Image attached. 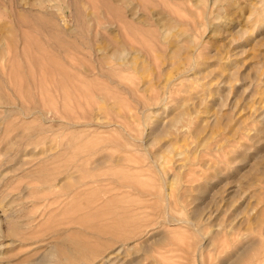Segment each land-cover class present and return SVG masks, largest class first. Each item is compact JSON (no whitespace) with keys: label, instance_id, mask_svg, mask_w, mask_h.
Wrapping results in <instances>:
<instances>
[{"label":"rangeland","instance_id":"rangeland-1","mask_svg":"<svg viewBox=\"0 0 264 264\" xmlns=\"http://www.w3.org/2000/svg\"><path fill=\"white\" fill-rule=\"evenodd\" d=\"M263 127L264 0H0V264H264Z\"/></svg>","mask_w":264,"mask_h":264},{"label":"bare ground","instance_id":"bare-ground-1","mask_svg":"<svg viewBox=\"0 0 264 264\" xmlns=\"http://www.w3.org/2000/svg\"><path fill=\"white\" fill-rule=\"evenodd\" d=\"M122 51V50H121ZM122 52H126V51H122ZM123 54V53H122ZM120 58V57H119ZM102 97V96H101ZM184 115V114H183ZM182 117V116H181ZM175 119V118H174ZM182 119V118H181ZM181 119H179V120H181ZM186 119V118H185ZM177 120V119H176ZM175 121V120H174ZM179 122H181V121H179ZM188 122V121H187ZM191 122V121H190ZM171 125V124H170ZM177 126V124H174V127H176ZM173 127V126H172ZM169 129H171L170 127H169ZM263 129H264V127H263ZM174 131V130H173ZM199 130H197V132H198ZM172 133V132H171ZM171 144V143H170ZM169 144V145H170ZM172 146V145H171ZM257 157V156H256ZM258 158V157H257ZM260 162V161H259ZM246 175V174H245ZM244 175V176H245ZM72 176V175H71ZM247 177V176H246ZM249 177V176H248ZM128 178V177H127ZM252 179L250 180L251 182L249 183V187H250V189L252 188V190L250 191L251 193H252V196H254L256 199H257V202L259 203V202H261L263 199H261L262 197L264 198V168H262L260 165H259V163L257 162V161H255L253 164H252V177H251ZM126 179V178H125ZM131 179V178H130ZM236 188V187H235ZM248 189V188H247ZM246 189V190H247ZM249 192V193H250ZM169 196V195H168ZM225 196V195H224ZM261 197V198H260ZM258 204H256L255 206H257ZM202 206V205H201ZM255 208H257V207H255ZM251 209H253L252 211H254V207L253 208H251ZM256 211V210H255ZM260 214V213H259ZM262 214V213H261ZM207 215H209V214H207ZM198 216H200V215H198ZM206 216V215H205ZM254 216H256L255 217V219H254V221L256 222V221H258L259 219H260V216L259 215H257V211H256V215H254ZM253 217V216H252ZM203 218H201V222L203 221L202 220ZM192 221V220H191ZM156 227V226H155ZM154 227V228H155ZM156 229V228H155ZM149 231V230H148ZM151 231V230H150ZM162 231V230H161ZM164 231V230H163ZM156 232V231H155ZM211 232V231H210ZM212 232H214V231H212ZM209 234V233H208ZM142 238V237H141ZM127 239V238H126ZM207 239V238H206ZM121 240V239H120ZM124 240V239H123ZM140 240V239H139ZM211 240V239H210ZM215 240V239H214ZM125 241V240H124ZM127 241V240H126ZM136 242L138 241V240H135ZM205 242V241H204ZM213 242H215V241H213ZM212 242V243H213ZM217 242V241H216ZM130 243V242H129ZM212 243H210V244H212ZM248 243V242H247ZM261 241L260 240H258V239H253L252 240V242H250V244L248 243V245H247V248H242L241 249V251L240 252H238V253H236L235 254V256L240 260L241 258L243 259V260H245V258H248V259H246V260H249V258H255V257H258L259 256V254H262L263 253V248H262V246H261ZM131 245V244H130ZM213 245V244H212ZM218 245V244H217ZM127 247V245L126 244H123L122 245V247ZM214 246V245H213ZM244 246H246V245H244ZM118 248V247H117ZM129 248V247H128ZM131 248V247H130ZM218 249V248H217ZM207 251V250H206ZM217 251V250H216ZM237 252V251H236ZM112 253V252H111ZM218 253V252H217ZM117 254H118V252H116V253H114V254H107L108 255V258L110 259V258H112L114 255L115 256H117ZM249 254V255H248ZM106 255V256H107ZM217 255V254H216ZM247 256H249V257H247ZM47 257V256H46ZM196 257V256H195ZM119 258V257H118ZM120 259H122V258H120ZM256 259V258H255ZM121 261V260H120ZM119 261V262H120ZM126 262V261H125ZM137 259H134L133 261H131V262H129V263H123V264H137ZM117 264H118V262H117ZM219 264V263H218Z\"/></svg>","mask_w":264,"mask_h":264}]
</instances>
